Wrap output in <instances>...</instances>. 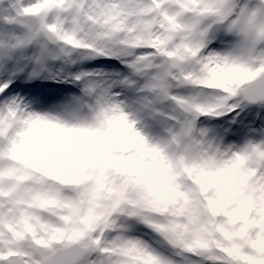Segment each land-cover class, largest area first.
Instances as JSON below:
<instances>
[{
    "label": "snow or ice",
    "instance_id": "snow-or-ice-1",
    "mask_svg": "<svg viewBox=\"0 0 264 264\" xmlns=\"http://www.w3.org/2000/svg\"><path fill=\"white\" fill-rule=\"evenodd\" d=\"M0 264H264V0H0Z\"/></svg>",
    "mask_w": 264,
    "mask_h": 264
}]
</instances>
